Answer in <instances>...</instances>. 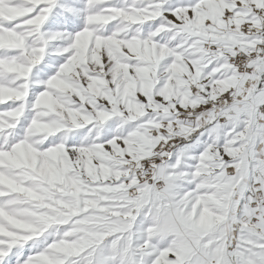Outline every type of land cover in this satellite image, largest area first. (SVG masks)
I'll list each match as a JSON object with an SVG mask.
<instances>
[{"label":"snow or ice","instance_id":"1","mask_svg":"<svg viewBox=\"0 0 264 264\" xmlns=\"http://www.w3.org/2000/svg\"><path fill=\"white\" fill-rule=\"evenodd\" d=\"M0 264H264V0H0Z\"/></svg>","mask_w":264,"mask_h":264}]
</instances>
